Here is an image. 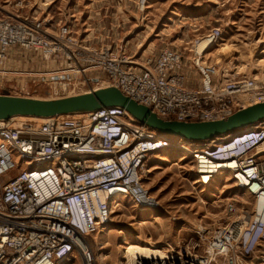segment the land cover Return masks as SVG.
<instances>
[{
    "label": "built area",
    "instance_id": "obj_1",
    "mask_svg": "<svg viewBox=\"0 0 264 264\" xmlns=\"http://www.w3.org/2000/svg\"><path fill=\"white\" fill-rule=\"evenodd\" d=\"M139 5L146 9L147 0ZM47 7L0 15V95L40 98L34 96L42 88L45 98L59 99L114 87L159 119L178 122L221 121L264 102V80L207 63L220 27L182 50L165 47L138 62L104 39L93 45L89 27L82 36L49 13L39 17ZM119 27L106 36L113 45ZM185 60L199 76L196 88L186 85ZM6 74L23 77L9 84ZM10 121H0V264H73L74 254L93 264L87 238L110 223L113 202L127 199L137 211L156 207L144 185L148 158L178 143L187 147L178 152L189 159L194 184L210 187L214 177H226L254 201L253 210L225 226L199 222L173 250L134 264H264V122L221 141L190 143L156 134L119 107L37 126L14 128ZM225 211L232 214L234 205Z\"/></svg>",
    "mask_w": 264,
    "mask_h": 264
},
{
    "label": "rangeland",
    "instance_id": "obj_2",
    "mask_svg": "<svg viewBox=\"0 0 264 264\" xmlns=\"http://www.w3.org/2000/svg\"><path fill=\"white\" fill-rule=\"evenodd\" d=\"M43 2L48 10L38 12L39 17L49 13L54 21L71 24L82 36L89 27L93 45L104 39V44L121 47L138 62L165 47L182 50L209 29L220 27L222 38L206 57L207 63L264 80V0H147V9L139 5L140 0H0V15L24 17L38 11ZM117 24V32L126 39L107 43L106 36L111 39L112 26ZM184 64L186 77L198 85L197 72L187 60ZM22 77L6 74L3 79L13 84ZM39 89L34 97L47 99ZM147 170L144 185L156 207L139 212L127 199L113 202L110 223L86 240L93 264H125L124 252L134 245L173 250L194 236L199 222L225 226L242 216V210H253L254 201L226 177L210 188L194 184L190 161L182 152L149 157ZM228 203L234 205L232 214L225 211ZM73 264H83L77 254Z\"/></svg>",
    "mask_w": 264,
    "mask_h": 264
},
{
    "label": "water",
    "instance_id": "obj_3",
    "mask_svg": "<svg viewBox=\"0 0 264 264\" xmlns=\"http://www.w3.org/2000/svg\"><path fill=\"white\" fill-rule=\"evenodd\" d=\"M119 107L138 123L160 136L190 143L221 141L228 136L264 122V102L240 110L225 120L214 122H178L159 119L148 108L124 96L114 87L59 99H36L0 95V121L13 118L47 119L79 115Z\"/></svg>",
    "mask_w": 264,
    "mask_h": 264
},
{
    "label": "bare ground",
    "instance_id": "obj_4",
    "mask_svg": "<svg viewBox=\"0 0 264 264\" xmlns=\"http://www.w3.org/2000/svg\"><path fill=\"white\" fill-rule=\"evenodd\" d=\"M146 8V7H145ZM149 8V7H147ZM146 8V9H147ZM220 45H218V48H219ZM216 47V46H214ZM203 49V44L199 47V50H202ZM206 56L209 57L212 53L211 50H206ZM51 99V98H49ZM60 118H64L65 116H59ZM43 121V119H32V118H13L11 119L10 121V124L12 127L14 128H20L21 126H37L39 125L41 122ZM172 146H174L172 149V153L174 154H177L179 149L181 150H184V149H187V147L181 145L180 143L178 144H172ZM164 145L163 144H159V145H156L155 148H163ZM169 153V152H167ZM234 165H230L229 167H226V168H232ZM217 168H223L222 165H219V167ZM218 171H216L217 173ZM221 179V177L219 176H216L213 178V182L210 184L212 187L213 185H215V183L217 182V180ZM209 187V188H210ZM97 198L98 199H101V200H104L106 197L103 195V194H99L97 195ZM140 211H147V210H140ZM139 211V212H140ZM166 247V246H164ZM164 247H143V246H140V245H134L132 247H129L125 250L124 252V261H125V264H134V261L135 260H138V259H144V258H147V257H162L164 252H163V248Z\"/></svg>",
    "mask_w": 264,
    "mask_h": 264
},
{
    "label": "crops",
    "instance_id": "obj_5",
    "mask_svg": "<svg viewBox=\"0 0 264 264\" xmlns=\"http://www.w3.org/2000/svg\"><path fill=\"white\" fill-rule=\"evenodd\" d=\"M124 39H126V36L120 37L119 40H118V43L123 42ZM109 41L113 44V42H112L110 39H108L107 43H108ZM128 43H129V42H128ZM186 82H187L186 85H187L189 88H196V87H197V85H196V86L193 85L192 82H190V80H189L188 78H187V81H186ZM32 98H33V97H32Z\"/></svg>",
    "mask_w": 264,
    "mask_h": 264
}]
</instances>
